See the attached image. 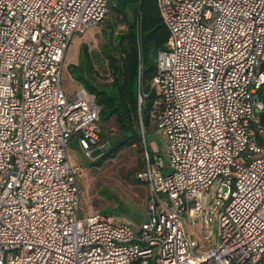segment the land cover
Here are the masks:
<instances>
[{
	"label": "built area",
	"instance_id": "built-area-1",
	"mask_svg": "<svg viewBox=\"0 0 264 264\" xmlns=\"http://www.w3.org/2000/svg\"><path fill=\"white\" fill-rule=\"evenodd\" d=\"M109 1L0 0V264H264V0H156L170 39L151 85L169 161L145 152L138 230L83 214L67 150L99 147L96 96L66 92L62 70Z\"/></svg>",
	"mask_w": 264,
	"mask_h": 264
},
{
	"label": "trees",
	"instance_id": "trees-1",
	"mask_svg": "<svg viewBox=\"0 0 264 264\" xmlns=\"http://www.w3.org/2000/svg\"><path fill=\"white\" fill-rule=\"evenodd\" d=\"M109 8L106 27L103 28L105 42L101 45V52L107 64L105 71L109 73L111 81H97L92 64L94 56L85 44L81 45L84 59L76 66L77 80L96 96L101 107L98 145L108 146L96 161L97 165L129 149L135 154V182L143 183L137 178V173L146 167L145 152L148 151L151 162L155 154L146 134L150 133L152 122L156 127V116L160 112V93L152 87L151 82L157 73V54L166 49L170 31L162 19L156 0H110ZM140 15L141 43L137 32ZM122 25L124 28H121ZM140 88L143 101L139 113ZM260 118L264 122V112ZM141 122L145 129V141ZM111 125L115 127L114 134L107 132Z\"/></svg>",
	"mask_w": 264,
	"mask_h": 264
},
{
	"label": "rangeland",
	"instance_id": "rangeland-1",
	"mask_svg": "<svg viewBox=\"0 0 264 264\" xmlns=\"http://www.w3.org/2000/svg\"><path fill=\"white\" fill-rule=\"evenodd\" d=\"M110 19V18H109ZM108 20V19H107ZM106 21L89 28L83 34H76L69 44L62 70V86L66 92H72L83 86L77 80V65L84 59L81 55V45H88L94 58L92 64L94 75L98 82L111 81L109 73L105 71L106 60L102 57L101 45L105 42L103 28ZM121 28H124L122 25ZM158 88H156L157 90ZM139 94L143 97L140 88ZM154 117L156 114L153 115ZM109 127V126H108ZM150 133L146 137L150 139L151 150L160 154L168 167L169 156L167 152V138L157 131L154 122L151 123ZM107 132L114 134L115 127L110 126ZM108 144H100L97 150L100 154L94 156L86 154L79 141L73 139L68 145V156L73 164H80L83 169L81 179L82 212L83 214L114 215L118 219L129 223L135 230L139 229L143 219L147 216L148 186L145 183L135 182L134 160L135 154L131 150H125L114 158H108L100 165L96 161L106 151ZM166 171V169H165ZM223 207L220 211H222ZM213 241H217L218 216H214ZM185 229L190 237L200 241L202 245H208L203 237L201 222L194 224L185 222ZM198 252H201L198 250Z\"/></svg>",
	"mask_w": 264,
	"mask_h": 264
},
{
	"label": "water",
	"instance_id": "water-1",
	"mask_svg": "<svg viewBox=\"0 0 264 264\" xmlns=\"http://www.w3.org/2000/svg\"><path fill=\"white\" fill-rule=\"evenodd\" d=\"M100 154V150H97L96 152L93 153L94 156Z\"/></svg>",
	"mask_w": 264,
	"mask_h": 264
}]
</instances>
